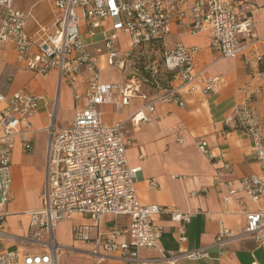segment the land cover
I'll use <instances>...</instances> for the list:
<instances>
[{"label":"built area","instance_id":"built-area-1","mask_svg":"<svg viewBox=\"0 0 264 264\" xmlns=\"http://www.w3.org/2000/svg\"><path fill=\"white\" fill-rule=\"evenodd\" d=\"M237 1L54 0L57 27L35 42L25 30L28 13L15 8L13 0H0L3 7L0 45L12 43L25 69L41 75L54 69L59 83H67L74 89L79 85L80 72L83 69L89 72L84 91L74 94L78 106L68 125L58 127L55 110L49 113L41 206L28 212L29 234L19 236L17 244L0 251V264H59L64 246L57 239L55 228L59 221L75 213L88 215L91 220L90 224L74 225L72 230L75 239L92 244L88 250L90 264H106L110 256L122 264H147L140 253L142 248L158 249L161 258L171 264H175V257L198 258L206 253L201 247L175 252L158 246L161 228L153 222L154 215L167 213L173 221L189 222V214L172 206L139 202L135 183L141 166L128 164L124 123H106L98 106L111 101L113 89L121 93L118 103L121 106L127 105L132 96L139 95L146 101L131 118L149 121L151 117L142 111L146 108L154 113L158 101L184 104L178 96L181 88L212 89L220 78L195 68L192 54L197 47L176 42L154 57L145 50L152 41H164L171 26L177 23L191 34L208 29L210 48L220 58L235 57L243 47L241 41L246 44L256 41L253 21L242 14ZM105 18L111 20L110 30L101 45L91 51L83 39L81 23L89 35H94ZM119 31L128 35L129 45L125 50L117 43ZM33 46L37 47L34 55L29 53ZM138 52L143 55L140 68L134 66ZM103 57L107 68L124 72V83L101 82ZM257 60H264V56L258 55ZM163 72L170 74L171 79L161 88ZM261 73L263 75L264 71ZM144 86L148 90H144ZM39 99L22 90L11 96L0 92V208L10 200V163L16 139L21 140L25 150L32 148L31 141L24 135L35 130L31 118ZM224 123L250 133L255 157L264 163L262 136L249 102L236 107L234 115L227 117ZM182 139L180 133L178 140ZM199 148L213 158L205 144L200 143ZM224 167L229 170V163ZM262 195L264 173L251 174L240 178L224 201L242 203L244 197L257 201ZM243 213L245 224L240 229L220 225L216 244L221 247L239 236L264 242V208ZM106 214H125L129 222L104 233L101 220ZM3 219L4 213L0 210V225ZM121 235L126 239L119 241ZM185 238L184 228L179 227L178 240Z\"/></svg>","mask_w":264,"mask_h":264},{"label":"crops","instance_id":"crops-1","mask_svg":"<svg viewBox=\"0 0 264 264\" xmlns=\"http://www.w3.org/2000/svg\"><path fill=\"white\" fill-rule=\"evenodd\" d=\"M237 4L242 14L252 19L256 41L248 44L241 41L243 47L235 57L220 58L210 48L208 29L191 34L174 23L166 38L168 46L182 42L188 47H197L192 54L195 68L220 78L212 89L204 91L200 86L181 88L178 96L184 104L158 101L154 113L146 108L142 111L151 117L149 121L131 118L146 101L139 95L132 96L127 105L121 106L118 104L121 93L113 89L111 101L98 106L106 123H124L128 164L141 166L135 183L139 202L172 206L189 214V222L173 221L167 213L153 217V222L161 228L158 241L161 249L178 252L201 247L206 252L198 258L175 257V264H264V242L239 236L221 247L215 243L221 224L238 230L245 224L243 211L264 208V195L257 201L247 197L242 203L224 201L228 191L237 187L240 178L264 173V163L255 157L252 135L234 125L226 127L224 123L227 117L234 115L236 107L249 102L264 146V74L261 73L264 60H257L258 55L264 56V0H238ZM13 6L28 13L25 30L35 42L56 29L54 0H13ZM2 15L3 7L0 6V23ZM110 23L111 20L105 18L94 35H89L81 23L83 39L91 51L101 45L110 30ZM117 43L122 50L128 48L125 31H119ZM36 52L37 47L33 46L29 53L34 55ZM101 67V82H125L124 72L107 68L104 57L101 58ZM88 76L89 72L83 69L79 85L74 89L67 83H59L54 69L47 75L25 69L12 43L0 45V92L11 96L22 90L40 97L36 113L31 118L35 130L24 135L31 141L32 148L25 150L20 139L15 141L10 163V200L0 208L4 213L0 225V251L17 244L19 236L29 234L28 212L41 206L48 139L45 128L49 113L54 109L57 126H67L78 106L74 94L84 91ZM143 89L148 90L145 86ZM67 103L72 106L73 116L59 123V105ZM180 133L181 141L178 140ZM200 143L205 144L213 158L202 152ZM226 163L230 165L229 170L224 167ZM90 222L88 215L75 213L57 223L55 235L64 246L59 264H90L88 250L92 244L75 239L72 234L74 225ZM128 222L129 217L125 214H106L101 220V231L107 233ZM179 227L184 228V241L178 240ZM125 239L122 235L118 237L119 241ZM140 253L147 264H171L161 258L156 248H142ZM106 264L122 262L110 256Z\"/></svg>","mask_w":264,"mask_h":264},{"label":"rangeland","instance_id":"rangeland-1","mask_svg":"<svg viewBox=\"0 0 264 264\" xmlns=\"http://www.w3.org/2000/svg\"><path fill=\"white\" fill-rule=\"evenodd\" d=\"M170 33V32H169ZM167 37H168V35H167ZM166 37V38H167ZM166 38H165V40L164 41H162V46L159 48V49H157V50H154L153 52H152V47H148L146 50H145V53H149L152 57H153V54H155L156 56H160L161 55V53L163 52V50L165 49V48H168V47H170V46H168L167 45V43H166ZM85 40V39H84ZM86 41V40H85ZM172 46V45H171ZM137 63H141V61H139V62H137ZM146 87L148 86V85H145ZM73 116V111H72V106H71V104L70 103H67L66 105H63V104H61V105H59V109H58V111H57V119H58V122L59 123H61L62 121H66V120H68V119H70L71 117ZM35 148H36V146H35Z\"/></svg>","mask_w":264,"mask_h":264},{"label":"trees","instance_id":"trees-1","mask_svg":"<svg viewBox=\"0 0 264 264\" xmlns=\"http://www.w3.org/2000/svg\"><path fill=\"white\" fill-rule=\"evenodd\" d=\"M162 41H152V42H150V47H152V52L154 51V50H157V49H159L161 46H162ZM155 56V54H153V57ZM142 58H143V55L140 53V52H138L137 54H136V56H135V60H136V62L134 63V66L135 67H138V68H140V64L141 63H137V62H139V61H142ZM161 77L163 78V81H162V83H161V88H164L168 83H169V81H170V79H171V75L170 74H168V73H166V72H163L162 74H161ZM160 88V89H161ZM226 126V125H225ZM226 127H228V126H226Z\"/></svg>","mask_w":264,"mask_h":264}]
</instances>
